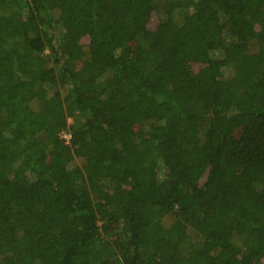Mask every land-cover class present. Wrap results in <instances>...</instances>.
I'll return each instance as SVG.
<instances>
[{"label": "trees", "instance_id": "trees-1", "mask_svg": "<svg viewBox=\"0 0 264 264\" xmlns=\"http://www.w3.org/2000/svg\"><path fill=\"white\" fill-rule=\"evenodd\" d=\"M0 264H264V0H0Z\"/></svg>", "mask_w": 264, "mask_h": 264}, {"label": "built area", "instance_id": "built-area-1", "mask_svg": "<svg viewBox=\"0 0 264 264\" xmlns=\"http://www.w3.org/2000/svg\"><path fill=\"white\" fill-rule=\"evenodd\" d=\"M70 135L68 134H62V138L65 140V141H68Z\"/></svg>", "mask_w": 264, "mask_h": 264}]
</instances>
